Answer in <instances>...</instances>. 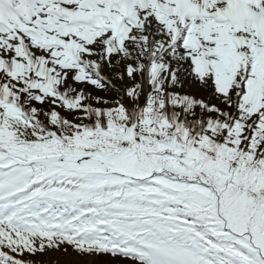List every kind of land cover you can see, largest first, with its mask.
<instances>
[{
    "label": "snow or ice",
    "instance_id": "1",
    "mask_svg": "<svg viewBox=\"0 0 264 264\" xmlns=\"http://www.w3.org/2000/svg\"><path fill=\"white\" fill-rule=\"evenodd\" d=\"M0 264H264V0H0Z\"/></svg>",
    "mask_w": 264,
    "mask_h": 264
}]
</instances>
